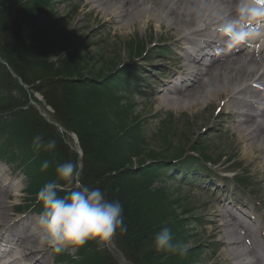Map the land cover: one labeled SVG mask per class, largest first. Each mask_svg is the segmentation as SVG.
<instances>
[{
	"label": "rangeland",
	"instance_id": "rangeland-1",
	"mask_svg": "<svg viewBox=\"0 0 264 264\" xmlns=\"http://www.w3.org/2000/svg\"><path fill=\"white\" fill-rule=\"evenodd\" d=\"M0 1L14 5L15 15L24 33L26 56L43 62L57 78L64 80L63 100L67 108L83 120L86 130L93 134L102 131L110 136L112 129L123 128L126 129L127 140H133L129 150L136 158L138 155L142 158H145L144 155H157L170 162L182 160L184 155L185 158L192 156L211 161L209 165L213 167L212 171L220 174L216 184L221 186L211 184L209 175L204 172L192 173V178L197 177L193 187L187 185L192 178L177 174H174L177 182L160 178L153 184L154 189H165L176 203L178 212L182 213L173 223L178 229L171 232L175 237L174 242L186 244L188 251L184 255L177 254L172 259L174 264H231L227 261V248L221 243L223 235L219 225L222 222L218 215L224 206L235 213L240 211L253 217L255 224L259 225H256L259 228L255 231V241L264 248V162L261 152L247 155L249 143L240 138L239 127L236 126V104L231 100L226 102V96L209 101L206 106L189 109L168 107L161 102L162 96L159 94L165 80L160 69L170 66L162 73L170 71L175 67L173 62L177 56L174 55L181 53L178 48H175L176 53H172V49L169 51L170 45L179 39L174 30H169L165 25L161 28V24L155 21L149 24V20L143 23L135 21L134 27H124L115 18L110 22L108 13L86 0ZM0 62L3 63L1 59ZM5 67L12 73L10 65L5 64ZM131 69L136 72L129 77V86L122 88V91L106 88L109 86L108 78L129 76ZM152 70H157L156 74ZM12 77L16 80L17 92L24 90L26 93L29 107L37 109L52 123L53 110L46 106L42 95L23 85L14 73ZM81 79H90L99 88L81 84L78 81ZM158 85L160 88H156ZM153 92L159 94H151ZM59 131L81 160L83 152L77 136L65 134L61 127ZM15 153L18 156V151ZM27 157L28 161L33 159L31 162L35 168L36 159H40L31 155ZM136 158L133 159L134 163ZM20 163H0V220L5 222L19 216L20 207L28 205L30 201H38L37 193L29 194V191H36L30 179L22 180V177L18 178V173L13 172V167ZM152 163L155 162H146L145 166ZM134 168H137L136 163ZM37 169L41 175L46 172ZM234 176L242 178L246 188L225 178ZM33 178L34 175L32 181ZM29 213L26 216L31 215ZM34 218L33 214L30 230H38L37 233L41 234ZM213 220L220 221L219 225H214ZM213 227L219 229L216 234ZM2 229L0 227V231ZM35 241L37 243V239ZM38 242L41 243V240ZM25 246L26 243L22 247ZM105 246L117 256L120 264H131L119 253L115 236L105 242ZM39 249L40 264L72 262H53L50 247L41 243ZM81 252L79 249L65 250L64 254L76 262L81 254L84 255ZM82 255L81 259H84L87 253L84 258ZM148 263L155 264L156 260Z\"/></svg>",
	"mask_w": 264,
	"mask_h": 264
},
{
	"label": "trees",
	"instance_id": "trees-1",
	"mask_svg": "<svg viewBox=\"0 0 264 264\" xmlns=\"http://www.w3.org/2000/svg\"><path fill=\"white\" fill-rule=\"evenodd\" d=\"M26 53L28 52L24 33L15 15L14 5L0 1V59L3 62H0V158L9 162H21L18 168L24 169L31 184L33 183L32 188L36 190L29 191L30 195L36 194L47 182L57 179L55 171L57 165L81 161L82 182L93 188H101L108 199L118 200L123 206L127 228L126 231H118L114 235L119 253L131 264H149L148 262L152 260H156L155 264H174L172 259L177 254L157 252L154 237L164 227H168L172 232L176 231L178 228L173 223L182 213L178 212L171 195L161 187L154 189L153 184L157 179L166 177L169 171L175 169L182 171V167L199 160L192 156L185 158L184 155L185 159H182L180 164L169 165L164 157L157 155H144L145 158L138 155L136 158L129 150L133 140L130 142L127 140L126 129H112L110 136L104 135L102 131L93 134L86 130L83 120L70 111L63 100L64 80L57 78L43 62L35 61L34 57L26 56ZM5 64L11 66L12 73ZM131 70L129 76L108 78L109 86L106 88L122 91L124 86L129 85V77L136 72ZM13 73L23 85L30 86L42 95L46 106L53 110L52 123L37 109L29 107L24 90L17 92ZM78 81L88 87L92 85V88H99L94 86L90 79ZM59 127L65 134L77 136L83 152L81 160L73 153ZM36 136H41L44 142L55 139L56 148L51 151L43 148L39 151L34 150L33 139ZM30 155L40 159H36L35 168L31 162L33 159L28 161L27 156ZM44 161H49L50 165L41 175L37 168L41 169ZM149 161L155 163L145 166ZM58 182L63 189L68 187L64 181ZM66 193L67 191L62 190L59 195L63 196ZM40 208L43 210L42 204ZM79 250L84 254H81L83 258L86 253L88 257L86 256L84 260L80 255L78 261L71 260L75 262L74 264H120L117 256L105 244L100 247L96 241H89Z\"/></svg>",
	"mask_w": 264,
	"mask_h": 264
},
{
	"label": "bare ground",
	"instance_id": "bare-ground-1",
	"mask_svg": "<svg viewBox=\"0 0 264 264\" xmlns=\"http://www.w3.org/2000/svg\"><path fill=\"white\" fill-rule=\"evenodd\" d=\"M93 4L95 8L108 13L109 21L115 18L124 27H134L135 21L143 23L149 20V24L155 21L165 25L169 30H174L179 39L174 41L176 46L190 45L195 53H201L202 47L211 48L212 41L205 38L212 33V27L217 26L219 17L225 13L229 7L234 8L235 0H86ZM235 14L234 12L232 13ZM217 35V33H213ZM191 36H198L203 39L196 42ZM262 41V44H260ZM216 43H219L217 41ZM259 48L254 51H247L239 48L227 54L223 61L209 66L204 72V76L196 81L200 84L201 91L193 93L188 90L175 91L172 88L161 98V102L168 107L175 106L179 109H189L194 106H206L209 101L219 100L226 96V102H234L236 126L239 127V136L244 142H248L247 155L250 156L261 152L264 162V111L255 115L252 103L253 98L251 83H264V39L258 41ZM257 47V45H256ZM180 59L187 62L186 67L191 62L192 56L187 50L182 51ZM177 59V58H175ZM175 59L173 64H175ZM198 69V67H195ZM188 70V67L186 68ZM162 73V70H160ZM197 74V73H196ZM191 79V78H189ZM166 88H168L166 86ZM157 94V93H156ZM239 96H241L239 98ZM246 96V97H245ZM244 104L246 111L242 110ZM226 106V105H225ZM228 106V105H227ZM241 108V110H240ZM173 165L172 162L168 163ZM197 178V177H195ZM216 186L215 181L212 182ZM228 189L230 186H226ZM1 206V204H0ZM214 225L220 226L223 235L222 245L227 248V261L231 264H264V248L257 245L255 241L256 232L253 230L252 222L239 218L235 213L223 207ZM230 219V221L228 220ZM8 221L0 220V227L6 228ZM27 228H23L19 235L11 234L10 227L6 229L11 236L5 246L12 249L7 254L0 256L1 260L8 259L7 264H40L37 254L41 251L35 241L38 230L27 233ZM219 229L213 227V233ZM22 234V235H21ZM21 235V236H20ZM3 235L0 234V241ZM251 241V243H250ZM21 247V245H25ZM249 244V248L245 245ZM37 256V257H36ZM36 258L37 263L32 259ZM0 260V261H1Z\"/></svg>",
	"mask_w": 264,
	"mask_h": 264
},
{
	"label": "clouds",
	"instance_id": "clouds-1",
	"mask_svg": "<svg viewBox=\"0 0 264 264\" xmlns=\"http://www.w3.org/2000/svg\"><path fill=\"white\" fill-rule=\"evenodd\" d=\"M261 27H264V0H235L234 8L229 7L217 21L222 44L228 49L261 36ZM56 146L55 139L47 142L41 136L33 139L36 151L41 148L51 151ZM49 165V161H44L41 170H47ZM82 170L79 160L57 165V179L47 182L36 194L43 207L36 219L41 243L58 254L65 250L76 251L89 241L103 247L118 231L124 232L127 228L122 204L108 199L101 188L83 183ZM58 181L69 186L63 196L59 195L63 188ZM154 245L157 252L184 255L188 251L186 244L174 242L168 227L155 234Z\"/></svg>",
	"mask_w": 264,
	"mask_h": 264
}]
</instances>
